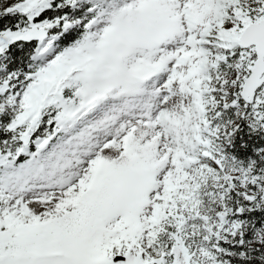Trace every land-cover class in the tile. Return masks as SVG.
I'll list each match as a JSON object with an SVG mask.
<instances>
[{
	"label": "snow or ice",
	"instance_id": "1",
	"mask_svg": "<svg viewBox=\"0 0 264 264\" xmlns=\"http://www.w3.org/2000/svg\"><path fill=\"white\" fill-rule=\"evenodd\" d=\"M0 264H264V0H0Z\"/></svg>",
	"mask_w": 264,
	"mask_h": 264
}]
</instances>
